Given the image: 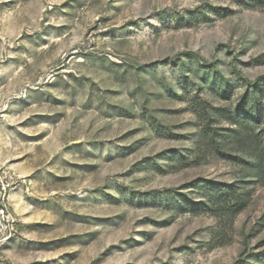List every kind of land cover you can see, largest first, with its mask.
I'll list each match as a JSON object with an SVG mask.
<instances>
[{
	"label": "rangeland",
	"instance_id": "374dc122",
	"mask_svg": "<svg viewBox=\"0 0 264 264\" xmlns=\"http://www.w3.org/2000/svg\"><path fill=\"white\" fill-rule=\"evenodd\" d=\"M263 146L264 0H0V264H264Z\"/></svg>",
	"mask_w": 264,
	"mask_h": 264
},
{
	"label": "trees",
	"instance_id": "16d2710c",
	"mask_svg": "<svg viewBox=\"0 0 264 264\" xmlns=\"http://www.w3.org/2000/svg\"><path fill=\"white\" fill-rule=\"evenodd\" d=\"M253 157L254 175L264 184V146L254 147ZM205 189L209 208L213 211L223 212L224 214H235L246 205V198L237 194V190L233 186H225L224 188Z\"/></svg>",
	"mask_w": 264,
	"mask_h": 264
},
{
	"label": "built area",
	"instance_id": "2783aa9c",
	"mask_svg": "<svg viewBox=\"0 0 264 264\" xmlns=\"http://www.w3.org/2000/svg\"><path fill=\"white\" fill-rule=\"evenodd\" d=\"M1 182V180H0ZM8 189V184L0 183V228L5 230H9L13 223V218L11 214L8 212L7 207L5 205V197L6 191Z\"/></svg>",
	"mask_w": 264,
	"mask_h": 264
}]
</instances>
